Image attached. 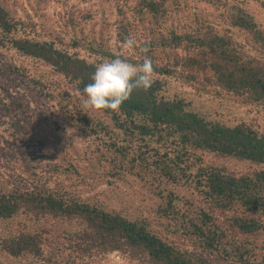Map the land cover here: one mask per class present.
<instances>
[{"label": "trees", "instance_id": "1", "mask_svg": "<svg viewBox=\"0 0 264 264\" xmlns=\"http://www.w3.org/2000/svg\"><path fill=\"white\" fill-rule=\"evenodd\" d=\"M257 1L264 10V0ZM116 3L119 16L116 39L124 44L130 37L132 24ZM133 12L141 23L147 21L152 26H159L167 15L163 0H135ZM226 14L230 26L248 33L256 54L228 37L199 29L193 34L170 31L144 41L137 60L114 55L101 43L94 46V42L88 44V56H82L68 48H78L76 39L68 44L60 38L54 42L38 34L32 35L36 31L34 23L25 24L14 19L0 4V50L30 60L37 69L40 66L46 68L33 71L23 64H0V80L6 87H24L22 93L12 97V110L26 107L22 101H28L23 93L31 99L52 101L59 98L58 104L52 103L51 106L59 105L60 112H70L89 134L118 130L129 142H136H133L138 149L136 155L130 156L124 146L115 149L130 167L145 162V167H152L150 171L155 173L157 181L165 179L173 185L185 184L205 203L198 205L186 196L168 191L164 205L158 208L161 217L177 225L174 232L180 230L191 241L195 253L180 249L173 241L155 232L144 218H126L100 204L82 201L55 189H2L0 222L21 214H25L29 221L33 219L24 228L1 237L0 247L4 252L13 257L44 259L51 264H58L56 250L65 255L62 257L65 264L90 262L112 252L126 254L132 259L141 258L146 264H218L208 262L199 252L238 264L250 262L254 250L238 242L231 231L251 235L263 229L264 128L245 122L229 125L207 120L201 113L189 109L184 98L168 96L164 83L158 78L153 79L148 90L135 89L119 110H99L108 117L110 124L70 111L69 101L65 102L63 98L67 94L60 87L61 84L71 85L84 97L82 90L91 82L95 66L117 57L139 65L148 56L153 62V74L171 76L173 69L155 63L153 49L155 46L163 50L185 47L196 54L175 59L174 66L200 70L207 81L212 80L229 93L245 95L248 102L261 107L264 114V30L238 5L226 6ZM23 28H30L31 33L22 32ZM1 106L0 111L9 115L8 105ZM203 153L250 162L260 168L235 175L225 168L205 164ZM237 208L242 212L229 219L230 231L219 224L213 214L215 209L233 212ZM47 219L65 222L74 229L50 240L46 227L36 229L34 225Z\"/></svg>", "mask_w": 264, "mask_h": 264}, {"label": "rangeland", "instance_id": "2", "mask_svg": "<svg viewBox=\"0 0 264 264\" xmlns=\"http://www.w3.org/2000/svg\"><path fill=\"white\" fill-rule=\"evenodd\" d=\"M159 1V0H157ZM162 1V0H160ZM167 15L159 26H152L145 21L141 23L133 12L135 0H0V4L9 10L11 16L23 23H34L35 33L43 39L56 42L60 38L68 44L76 39L78 48L68 46L70 52L88 56V44L94 42L106 46L114 55L137 60L142 52V43L153 37L170 31L193 34L197 30H209L230 38L256 54L246 31L230 26L226 6L238 5L252 15L264 30V10L257 0H163ZM131 22L129 36L136 41L134 48H127L116 39L119 16L117 3ZM133 12V13H132ZM30 32V28L22 29ZM31 33V32H30ZM155 63L174 70L171 76L153 74V79H160L170 97L184 98L189 109L201 113L207 120L226 124L245 122L264 128V114L261 107L248 102L245 95L229 93L216 86L212 80L207 81L204 73L196 68L176 67L175 59L186 58L196 54L185 47L176 50L154 47ZM13 63L29 66L31 70H46L13 52L0 50V64ZM210 75V74H209ZM0 80V109L7 104L9 115L0 111V190L17 188L20 190L38 188L55 189L78 198L79 200L97 203L108 211L118 212L126 218H144L151 228L173 241L182 250L191 252L194 248L189 239L178 230L170 219L161 217L158 208L164 205L168 191L178 196H186L195 204L204 205V200L185 184H170L165 179L160 182L154 178L152 167H145V162L130 167L115 149L120 146L128 148L130 156L138 154L134 141L129 142L121 132L110 130L108 133L89 134L88 129L77 122L70 112H60L59 98L46 101L33 98L23 93L28 101L25 108L12 110V97L24 91L23 86L6 87ZM63 98L69 101L72 112L92 120H101L110 124L108 117L99 110L82 106L84 97L71 85L61 84ZM77 107L76 109L74 107ZM75 115V114H74ZM134 142V143H133ZM131 143L132 145H129ZM150 154V153H149ZM205 164L225 168L240 175L260 167L250 162L224 158L203 153ZM162 194V195H160ZM163 196V197H161ZM181 205V203H179ZM241 209L233 212L214 210L218 223L230 231L229 220L240 214ZM25 214L0 222V239L8 232L24 228L31 224ZM37 228L46 227L47 237L51 240L64 231L73 230L74 226L59 220L47 219L35 222ZM260 232L243 235L237 230L231 231L238 242H243L254 250L248 264H264V221ZM63 236V235H62ZM62 245V244H61ZM63 245L66 242L63 240ZM63 247V246H61ZM51 248V247H50ZM56 253L58 264H65L59 251ZM49 253V250L47 251ZM197 253V251L195 252ZM210 263L238 264L227 261L214 254L198 253ZM0 264H51L44 259L34 257H13L0 247ZM75 264H146L143 259H132L126 254L112 252L95 257L92 261H80Z\"/></svg>", "mask_w": 264, "mask_h": 264}, {"label": "clouds", "instance_id": "3", "mask_svg": "<svg viewBox=\"0 0 264 264\" xmlns=\"http://www.w3.org/2000/svg\"><path fill=\"white\" fill-rule=\"evenodd\" d=\"M124 44L127 48H134L136 41L129 37ZM153 72V62L148 56L139 65L119 57L104 60L95 66L91 82L82 90V106L96 110H119L135 89L148 90L151 87Z\"/></svg>", "mask_w": 264, "mask_h": 264}]
</instances>
